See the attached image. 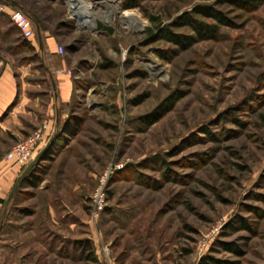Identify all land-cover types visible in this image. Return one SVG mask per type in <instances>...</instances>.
<instances>
[{
	"label": "rangeland",
	"instance_id": "374dc122",
	"mask_svg": "<svg viewBox=\"0 0 264 264\" xmlns=\"http://www.w3.org/2000/svg\"><path fill=\"white\" fill-rule=\"evenodd\" d=\"M132 1L75 0L89 12L79 22L70 0H0L32 20L35 41L45 32L63 47L23 45L0 14V58L39 98L27 106L32 127L50 104L66 113L68 130L59 153L25 171L40 178L36 187L18 178L0 216V264H85L56 257L40 231L76 237L64 231L61 200L85 220L78 239L92 238L102 264L101 250L110 264H199L204 255L264 264V0ZM199 6L230 24L198 38L185 16ZM164 29L185 48L165 40ZM158 108L163 114L145 124ZM16 137L0 130V158ZM106 170V206L93 218L90 197ZM73 191L87 196L84 209Z\"/></svg>",
	"mask_w": 264,
	"mask_h": 264
},
{
	"label": "crops",
	"instance_id": "0c3cea01",
	"mask_svg": "<svg viewBox=\"0 0 264 264\" xmlns=\"http://www.w3.org/2000/svg\"><path fill=\"white\" fill-rule=\"evenodd\" d=\"M16 30L21 35L17 28ZM44 36L46 37L43 38V40L39 37L38 34L36 36V41L34 40V38L31 39V45L33 46V48L42 50L47 46V50H49V52H53L54 50H56V47H54V39L50 36H47L45 32ZM16 69L22 72V74L29 73L25 65H17ZM69 98L70 97L68 95H63L61 96V102L67 103ZM38 100V97L30 96L26 93L25 85L21 88L18 86L14 74V69L12 68V66L8 65L5 59L0 58V130L9 132L15 137L17 136V141L22 139L26 132L27 134L28 132L30 133L37 125L35 127H32L33 123L30 122V120H32L31 118L34 119L35 116L31 111V108L27 109V106L32 105L33 108H35L34 106L37 105ZM44 114L46 115L47 119H45L41 123H47L48 130L44 134L43 140L41 142L42 144L44 143L45 137L53 134L56 128H58L59 126L61 127L62 125H65V127H67V121L65 122V119L67 120L66 113L59 117V114L54 112V108L50 104H48L44 111ZM64 133L65 132H62L61 136H59L61 133H58L55 140L52 142L53 144L51 145L53 150H57V148L60 147L62 143H64ZM21 171V167L12 165L3 157L0 158V216L2 215L6 207L5 204H7L10 197L14 194V187L17 183L18 178L22 175ZM71 196L73 201L78 204L79 208L84 209V206L82 204L85 197H87L85 193L83 191H73ZM64 205L65 207H67V212L65 213V215L70 216V219L68 220L69 223H67V226H65L64 231L68 232L70 235L73 234L76 237L71 238V236L69 237L68 235H64L63 233L61 234L57 231L55 232L53 229L52 230L54 231V233H52V231L46 229L47 226L40 231L46 233L45 241L51 243L52 254L63 260H77L75 258V256L78 255V249L76 248L78 246L77 242L79 241V237L85 235L86 231L84 232L83 230H86L84 228L86 224L84 223L85 220L83 219V217H77L73 215L71 213L72 211L68 209V205L64 201L62 203L61 200L60 206ZM87 225L89 226V233H93L94 228L91 227L89 223H87ZM88 238L92 239L91 237ZM95 250L98 258L100 259L99 247H96Z\"/></svg>",
	"mask_w": 264,
	"mask_h": 264
},
{
	"label": "trees",
	"instance_id": "16d2710c",
	"mask_svg": "<svg viewBox=\"0 0 264 264\" xmlns=\"http://www.w3.org/2000/svg\"><path fill=\"white\" fill-rule=\"evenodd\" d=\"M123 2H124L123 3L124 8L134 7V2L132 0H123ZM195 15H199L203 18L213 19L214 21H216V23H206L203 20L195 17ZM185 24L187 26H189L195 32V34L197 35L198 38H204L206 33L213 35L217 31L218 25H229L230 23L227 21V19H225V16L220 11L214 9L213 7H211V6H199V7H196L194 9V11L192 12L191 15L185 16ZM21 37L23 40L22 41L23 45H26L29 48H33V46L31 45L30 39H25L22 35H21ZM163 38L165 40H167L173 44H177L181 47L185 46V45H183L184 39L178 35H175L172 31H170L168 29L163 30ZM193 40H194L193 37L189 36V37H187L186 42L188 43V45H191L193 43ZM160 110L161 109L158 108L157 110L153 111V113L147 115V117H145V120L143 119L145 124L149 125V124L153 123L155 120H157L163 114L165 109H162L161 111ZM65 131H68L67 127H65V125H62L61 127L59 126L58 128H56V130L53 134L45 137L44 143L43 144L40 143L38 145L36 151H35V154H34V157L32 160V161H34V159H35L33 164H35V165L38 164L39 163L38 161L40 160L39 158H41L42 155L44 156V154H47V153L49 154V151L51 149H52L51 154L54 153L52 155H56L57 153H59L61 151L60 147L62 145L60 147H58L57 150H53L51 144H53L52 142L55 140L58 133H61L59 135V136H61L62 132H65ZM32 161L29 164L21 167L22 168L21 172L23 174L21 176H25V177L28 176V178H27L28 182L27 183L29 184V186L36 187L37 183L40 181V178L36 177L34 175L29 176L30 171L25 172L26 170H30V167L33 165ZM11 198H12V196L10 197V199L8 200L7 203H9ZM5 205H7V204H5ZM24 213L29 214V211L24 210ZM240 226L246 230H247V228H249L247 226V224H245V222H242V221L240 223ZM77 244H78V246L76 248L78 249V255L75 256V258L77 260L85 262V264H102L101 260L98 258L94 244L92 243V241L90 239L80 240L77 242ZM74 250H75V248H74ZM233 252H234V254L239 255V251L237 249H233ZM199 264H237V262L232 261V260L219 259V258H215V257L209 256V255H204L203 257H201Z\"/></svg>",
	"mask_w": 264,
	"mask_h": 264
},
{
	"label": "built area",
	"instance_id": "2783aa9c",
	"mask_svg": "<svg viewBox=\"0 0 264 264\" xmlns=\"http://www.w3.org/2000/svg\"><path fill=\"white\" fill-rule=\"evenodd\" d=\"M7 13L12 23L19 30L21 35L25 39H32L34 37V27L32 20L20 9L10 8L4 5H0V14ZM56 51L62 53L63 47L58 46ZM48 130V125L46 123H41L36 126L29 134L25 136L24 139L18 141L13 147L5 154L4 159L15 166H25L29 164L34 157L35 151L38 145L42 142L45 132ZM111 171L106 170L103 175L100 176V185L97 186L94 193L91 195L90 199L94 205L95 211L93 213V218H97L98 212L104 210L105 196L103 184L107 180ZM217 229H215L216 231ZM107 254V252H106ZM103 264H110L106 258V255L101 250Z\"/></svg>",
	"mask_w": 264,
	"mask_h": 264
},
{
	"label": "bare ground",
	"instance_id": "6f19581e",
	"mask_svg": "<svg viewBox=\"0 0 264 264\" xmlns=\"http://www.w3.org/2000/svg\"><path fill=\"white\" fill-rule=\"evenodd\" d=\"M83 6L84 5L81 4L80 2H75V0H70V8H71L72 12L74 13V15L77 16L79 22H81V21L86 22L89 20L88 19L89 15H87V13H89V12L81 11V8Z\"/></svg>",
	"mask_w": 264,
	"mask_h": 264
}]
</instances>
